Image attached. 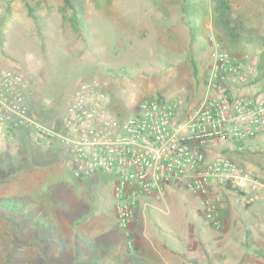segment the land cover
I'll return each instance as SVG.
<instances>
[{
  "label": "rangeland",
  "instance_id": "1",
  "mask_svg": "<svg viewBox=\"0 0 264 264\" xmlns=\"http://www.w3.org/2000/svg\"><path fill=\"white\" fill-rule=\"evenodd\" d=\"M210 34L264 91V0H0V55L41 86L59 119L78 83L97 81L118 118L150 97L175 102L185 120L205 91ZM9 140L4 154L0 136V264H264V199L249 203L229 183L214 188L225 219L216 228L195 195L171 185L140 204L127 231L115 221L112 176L79 180L59 144L53 157L25 137ZM206 149L264 174V133ZM19 197L28 204L4 206Z\"/></svg>",
  "mask_w": 264,
  "mask_h": 264
},
{
  "label": "built area",
  "instance_id": "2",
  "mask_svg": "<svg viewBox=\"0 0 264 264\" xmlns=\"http://www.w3.org/2000/svg\"><path fill=\"white\" fill-rule=\"evenodd\" d=\"M207 40L205 91L185 120L178 119L175 102L150 97L140 99L129 116L118 118L107 93L92 86L85 95L75 94L66 106L64 128L57 129L26 114L23 102L29 89L23 73L0 66V127L10 133L22 126L31 142L60 144L79 180L99 171L112 176L120 229L131 230L140 200L162 196L166 185L195 195L203 219L220 228L221 196L212 190L229 183L251 203L264 194V175L220 154L207 160L206 147L217 140L245 141L264 133V91L252 90L250 65L238 61L215 35ZM243 87L248 91L240 92Z\"/></svg>",
  "mask_w": 264,
  "mask_h": 264
},
{
  "label": "crops",
  "instance_id": "3",
  "mask_svg": "<svg viewBox=\"0 0 264 264\" xmlns=\"http://www.w3.org/2000/svg\"><path fill=\"white\" fill-rule=\"evenodd\" d=\"M0 66L2 68H12V69H15V70L19 71V66L17 64H15L12 60H10L4 54L0 55ZM24 78H25V75H24ZM25 80L27 82V86H28V89H29V95L25 98V100L23 102V106L25 107L26 114L29 117H31L32 119H34L35 121H40V122H43V121L50 122L51 121V122H54L55 124H58V123H56L54 121V120H56V121L58 120L59 121V125L54 126L57 129H63L64 128V122L63 121L67 117V110H66L67 108H66V106L73 101L74 96H75V94L77 92H80L83 95H85V92L88 91V88L92 87V86L96 87L98 89L104 90L106 92V88L104 86H102L101 84L100 85H95L96 83H98L97 81L96 82L94 81V83H93L94 85H90V86H88V84L85 85V81L79 82L77 89L74 90L73 93L70 95V97L67 100V103L65 104L64 108H62V109L58 108V110H61L60 119H59L58 118L59 117L58 116L59 112H57V107H58L57 104H56V106H54L53 105L54 103L51 104L52 102H47L45 99L42 98L41 86H39V87L31 86L26 78H25ZM247 91L248 90H247L246 87H243V88L240 89V92H243V93L247 92ZM54 107L56 108V110L54 109ZM21 127L22 126L12 127L9 130L10 133H8V131L4 130V125H3L2 127H0V136L3 137V138L5 136V137H7L9 139L10 138L16 139L17 137L22 136L21 133L23 134V132L20 131ZM206 151H207V149H206ZM207 152H206V158H207V160H210V158H211L210 152H208V153ZM255 172L259 173L258 171H255ZM259 174H261V173H259ZM261 175H264V174H261ZM167 186H171V185H166V187ZM156 198H157L156 194L146 195V196L143 197V199L140 200V204H141V201H143V200L148 203L149 200L156 199ZM259 199H264V194ZM148 205H150V202H149ZM139 207H140V205H139ZM137 218H138V210H137V213H136V218H135L134 224H135ZM223 223L225 224V219L224 218H223Z\"/></svg>",
  "mask_w": 264,
  "mask_h": 264
},
{
  "label": "trees",
  "instance_id": "4",
  "mask_svg": "<svg viewBox=\"0 0 264 264\" xmlns=\"http://www.w3.org/2000/svg\"><path fill=\"white\" fill-rule=\"evenodd\" d=\"M66 2H69V0H65ZM20 131H22L23 132V134L21 133V135L22 136H19V137H17L16 138V140L17 141H19V139L21 138V137H25V138H27L26 136H25V132H24V129L23 128H20ZM4 139L5 140H8V138L7 137H5L4 136ZM28 139V138H27ZM236 141H238V142H242V141H239V140H236ZM10 140H8V143H6L5 145V147L3 148V153L5 154L6 152H7V150H9V149H11V144H10ZM5 143V142H4ZM31 143H34V144H31V147H32V149H33V151L37 154L38 152H43L44 154H46V155H50V156H53L54 157V155H51V153H53V150H55L56 148H54V147H58V146H53V143L52 144H47V145H44V143H41V142H38V143H35V142H31ZM13 146H14V144H13ZM14 147H16V146H14ZM59 147H62L61 145L59 146ZM62 149L64 150V148L62 147ZM58 150V149H57ZM19 156V155H16V154H11V155H9V156H5V157H7V158H13L12 156ZM19 158H22L23 160L25 159L24 157H19ZM18 202H12V201H10L9 203H5L4 204V206L5 207H7L8 209H12V210H14V209H16V210H19V209H21V206L24 204V202H26V204H28V200H26V198H23V197H19L18 198ZM19 203H20V205H19ZM200 216H201V214H199ZM212 226V225H211Z\"/></svg>",
  "mask_w": 264,
  "mask_h": 264
}]
</instances>
